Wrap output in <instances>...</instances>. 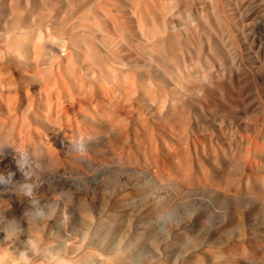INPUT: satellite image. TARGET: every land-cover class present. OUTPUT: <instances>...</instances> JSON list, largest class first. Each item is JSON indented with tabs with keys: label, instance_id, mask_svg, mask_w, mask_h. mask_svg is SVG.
<instances>
[{
	"label": "rangeland",
	"instance_id": "1",
	"mask_svg": "<svg viewBox=\"0 0 264 264\" xmlns=\"http://www.w3.org/2000/svg\"><path fill=\"white\" fill-rule=\"evenodd\" d=\"M83 2L97 0H0V145L32 157L31 178L12 147L0 157V172L14 173L13 183L0 185V256L11 261L34 238L43 249L34 264L50 256L71 264H264V1L238 9L236 39L217 43L223 55L205 66L220 79L203 101L210 106L194 108V124L176 129L148 104L149 114L138 115L112 80L81 63L71 42L83 29L71 24ZM60 36L76 37L64 47ZM86 76L96 81L87 91ZM75 90L91 94L79 99ZM82 133L96 138L84 157L69 146ZM33 181L50 206L39 222L25 215L22 185Z\"/></svg>",
	"mask_w": 264,
	"mask_h": 264
},
{
	"label": "bare ground",
	"instance_id": "2",
	"mask_svg": "<svg viewBox=\"0 0 264 264\" xmlns=\"http://www.w3.org/2000/svg\"><path fill=\"white\" fill-rule=\"evenodd\" d=\"M257 1L258 0H121V1L97 0V2H93V4H90V5H87L86 2H83L86 4L82 5L83 4L82 3L81 5L82 6L86 5V6L81 8V9H80V7H76V9L77 8L80 9V11L78 13V19H75V21H73L71 24V27L82 28L83 34L80 35L81 33H79V35L77 37L75 36L76 40H74V41H72V40L75 37L72 40H71V37H69V36L68 37L72 41L71 44H74V42H75V45H78V47L80 48L81 51H79V52L82 53L81 56L83 57V59L85 61V62L83 61L81 63L82 64L86 63V65L88 66V69H90L91 71L94 72V69H96L97 72H99L98 74H102L104 78L112 80L113 84H114L112 90L113 91H115L114 89H116V91L118 90L117 91L118 94H120L119 93V91H120L122 93V95L120 94L119 96H124L126 98V100L124 102L127 103V106L128 105L132 106L137 111L138 115L142 116V115L146 114L147 110L145 109L146 108L145 105L148 104L152 108H154L158 111L157 117L160 118L164 122V125L165 124L170 125V126L183 125V126L187 127L190 124V122L192 123V121L194 124V121H195V119L193 120L194 108H196V107L198 108L199 106L200 107L203 106L204 105L203 104L204 99L206 97L210 98L209 97L210 95L208 96L209 91L211 90L212 87H214V84L217 83V82L216 83H214V82L216 80L220 82V79L218 77L216 80L214 79V78H216L215 73H214L215 77H213L211 74L213 71L211 69L207 68V70L212 71L209 74V73H207L209 71H206V67H205V66H209L210 58L214 57L213 55H220L219 53H217V54L215 53V45L217 43H219L218 45H220V44L224 45V43L226 41L232 40V37L235 36L234 30L238 29V22L236 21V23L235 22L233 23V20L234 21L236 20L235 16L237 17L236 12L238 11V9H240V11H241V9L249 10L251 8V6L255 5V3ZM263 1L264 0H262V2ZM89 2H91V1H89ZM76 11H78V10H76ZM240 11H238V13ZM55 14H57V13L55 12ZM69 17H70V15H69ZM63 18H61V20ZM238 18H240V17H238ZM46 19L47 18H44V21ZM48 20H49V18H48ZM25 22L28 26V22L27 21H25ZM59 22H61V21H58L57 23H59ZM53 23H55V22H53ZM68 26L70 27V24ZM17 27L18 26H16V28ZM56 27L59 28L58 26H56ZM55 28H54V31H55ZM62 28L65 29L67 27H62ZM76 28H75L74 33L77 30ZM19 31H21V30H19ZM19 31H18V33H20ZM77 31L79 32V30H77ZM57 32H58V30H57ZM236 33H238V32L236 31ZM66 34L68 35V33H66ZM65 37L66 38H62L60 36L61 40L66 39L69 41V38L67 36H65ZM64 41L65 40H63V45L66 42V41L65 42ZM236 43H237V41H236ZM67 44L68 43H66L65 45L68 46ZM228 44H226V45H228ZM235 44H234V46H235ZM65 45H64V47H65ZM218 45H216V46H218ZM69 47H70V44H69ZM222 47H224V46H222ZM231 47H233V46H231ZM231 47H229V48H231ZM72 48H70V49H72ZM216 48H217L216 50L218 52V47H216ZM226 48H227V46H226ZM62 49H64V48H62ZM227 50H229V49H226V51ZM65 52L66 53L68 52L67 54H69L70 52H74V51H65ZM223 52H220V53H223ZM230 52H231V50H230ZM227 54H226V56H227ZM221 55H223V54H221ZM230 55H232V54H230ZM230 55L228 54V56H230ZM63 56L65 58V53ZM69 56H70V54H69ZM79 56H80V54H79ZM220 56H218L219 60H216V62L218 64H219L218 61H220V58H221V60L223 59ZM233 56H235V55H233ZM73 57H75V55ZM230 57H232V56H230ZM62 59L63 58L61 56V60ZM69 59H72V55H71V58H69ZM74 61L77 63L78 60L76 59ZM57 62L61 63L59 61V59ZM69 62H70V65L73 64V63L71 64V61H69ZM222 63H223V67L225 69L226 68L225 63H227V62L222 61ZM66 64H69V63L67 62ZM211 64H213V63L211 62ZM218 64H217V66L220 65V64L219 65ZM74 65H76V64H74ZM86 65H84V67ZM56 66H57V64H56ZM59 66H61V64ZM223 67L221 66V68H223ZM216 68H215V71L217 70ZM221 68H220V70H222ZM59 69H58V72L55 71L54 73H56V74L59 73L60 72ZM70 69L73 70L72 68H70ZM75 70H76V68H75ZM75 70L72 72H75ZM77 71H79V69ZM81 71L82 70H80V74H82ZM68 72H65V73L68 74ZM216 72L218 73L219 71L217 70ZM223 72H221V73H223ZM86 73L87 72H85V74L84 73L83 74L86 75ZM76 74H77V72H76ZM83 74H82V76H83ZM49 75L50 74H48L47 77H49ZM59 75H61V73H59ZM64 75H66V74H64ZM93 75H95V73ZM87 76L85 78L84 77L83 78L86 80ZM95 77L97 78V76H95ZM61 78L63 80L62 76H61ZM88 79L94 80V78H88ZM98 79H99V77L97 78V80ZM55 80H58V79H55ZM65 80H67V79H65ZM68 80H70V79H68ZM71 80L73 82L72 78H71ZM98 81H101V80L99 79ZM102 81H103V79H102ZM226 81L227 80H225V82ZM49 82H51V81H49ZM63 82L66 83L64 80H63ZM94 82H96V81L94 80ZM68 83H69V81H68ZM108 83H110V86H112L111 82H108ZM224 83H222V85H225ZM101 84H103V83H101ZM104 84H105V82H104ZM43 85H44V83H43ZM49 85H51V84H49ZM49 85H47V87H49ZM84 85H86V86H84V87H86L84 89H85V91H87L86 90L87 87L88 86L92 87L91 85H93L92 80H91V82L85 81ZM217 85H219V84H217ZM100 86L102 87V85H100ZM103 86L105 87L106 85H103ZM110 86L106 87V88L109 89ZM44 87H46V86L44 85ZM59 87H61V86L59 85ZM90 87H88V90L90 89ZM215 87H214V89H217ZM73 88L74 87H72V89ZM82 88L83 87H81V89ZM92 88H94V87H92ZM222 88H223V86H222ZM95 89H97V88H95ZM218 89L220 90V88H218ZM61 90H62V88H61ZM76 90L74 91V93L77 92ZM101 90H103V89H101ZM101 90L99 92H101ZM112 90H110V91L107 90V91H109L108 95L110 98H112V96H114V98H116V93L114 94L112 92ZM55 91H56V89H55ZM107 91H106V93H107ZM212 91H214V90H212ZM69 92H70V90H69ZM88 92H86V93H88ZM60 93H61V91H60ZM80 93H78V94H80ZM82 93H81L80 97L78 96L79 99L81 98L82 95L86 96V95H84V94H86L85 92H84V94H82ZM104 93H102V94H104ZM218 93H220V92H217V94ZM92 94H94V92H92ZM106 96H107V94H106ZM89 97H90V99L93 98V96L92 97L89 96ZM95 97L97 98L98 96L95 95ZM211 97H212V95H211ZM216 97H219V96L216 95L215 98ZM53 98H54V96H53ZM83 98H81V99H83ZM94 98H93V100H94ZM65 99H66V97H65ZM74 99L75 98H73V101H74ZM79 99H77V100H79ZM105 99L106 98L104 97V100ZM77 100H75V101H77ZM117 100H118V102L119 101L123 102V100H121L120 97ZM61 101H63V97H62ZM71 102H69V103H71ZM122 102L120 104H117V105L115 103L114 104L117 107H119L120 105H122ZM208 102L207 101L205 102V105L203 106L204 108L208 109V107L206 106L210 103V102L209 103ZM98 103H101V100H100V102L98 101ZM109 103L111 104V101ZM109 103H108V105H109ZM213 104H215V102ZM63 105H64V103L62 104V106ZM79 105H80V103H79ZM66 106H64L63 108L66 109L67 108ZM208 106H210V105H208ZM149 107H147V108L149 109ZM209 108H211V107H209ZM118 109L121 111L120 108H118ZM126 110H128V109H126ZM111 111H109V113H111ZM116 112H118V111H116ZM123 112H124V110L122 111V113ZM152 112H154V110ZM152 112H151V115H152ZM147 114H149V113L147 112ZM155 115H153V116H155ZM145 116L143 119L146 118ZM132 119H133V117H132ZM148 120H149V118H148ZM197 121H198V119L196 120V122ZM193 124L191 125V128H192ZM135 125H136V123H135ZM153 125L155 126V124H153ZM156 125H158V123ZM164 125H163V127H164ZM166 125H165V127H166ZM160 127H162V126H160ZM176 127L177 126H175V129H176ZM179 127H178V129H181ZM144 128H145V126H144ZM175 129H174V131H176ZM188 132L189 131H187V133ZM151 133L154 134L153 132H151ZM151 133H148V135Z\"/></svg>",
	"mask_w": 264,
	"mask_h": 264
},
{
	"label": "clouds",
	"instance_id": "3",
	"mask_svg": "<svg viewBox=\"0 0 264 264\" xmlns=\"http://www.w3.org/2000/svg\"><path fill=\"white\" fill-rule=\"evenodd\" d=\"M96 138L91 134L82 133L74 140L69 141V146L73 152L78 156L84 157L87 155L89 144ZM10 145H0V157L5 155V148ZM12 147V146H10ZM14 149V160L18 169L24 174L26 178L32 177V157L26 148ZM14 173L7 174L0 172V185H9L13 183ZM40 185L33 181L22 185L24 196L28 198L29 208L25 215L29 216L33 221L39 222L45 220L49 216V205L42 204L40 199L36 196V189ZM43 253L41 242L34 238H27L24 246L18 252L16 257L11 261H6L3 256H0V264H34V259L40 257ZM49 264H71V262L62 257H49Z\"/></svg>",
	"mask_w": 264,
	"mask_h": 264
}]
</instances>
